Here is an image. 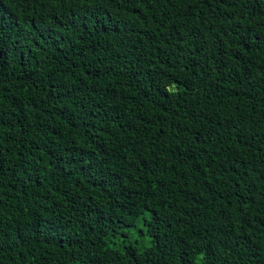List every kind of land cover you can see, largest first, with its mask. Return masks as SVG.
Listing matches in <instances>:
<instances>
[{
	"label": "trees",
	"instance_id": "obj_1",
	"mask_svg": "<svg viewBox=\"0 0 264 264\" xmlns=\"http://www.w3.org/2000/svg\"><path fill=\"white\" fill-rule=\"evenodd\" d=\"M0 264H264V0H0Z\"/></svg>",
	"mask_w": 264,
	"mask_h": 264
},
{
	"label": "rangeland",
	"instance_id": "obj_2",
	"mask_svg": "<svg viewBox=\"0 0 264 264\" xmlns=\"http://www.w3.org/2000/svg\"><path fill=\"white\" fill-rule=\"evenodd\" d=\"M149 211L142 212L133 224L124 225L116 232L109 233L105 240L108 246L122 250L126 245H133L138 251L151 245V236L146 232L145 220L149 218Z\"/></svg>",
	"mask_w": 264,
	"mask_h": 264
}]
</instances>
